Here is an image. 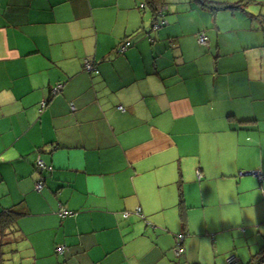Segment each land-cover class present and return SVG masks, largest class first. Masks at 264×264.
I'll use <instances>...</instances> for the list:
<instances>
[{
	"label": "crops",
	"instance_id": "crops-1",
	"mask_svg": "<svg viewBox=\"0 0 264 264\" xmlns=\"http://www.w3.org/2000/svg\"><path fill=\"white\" fill-rule=\"evenodd\" d=\"M254 1L0 0V218L19 214L0 229L5 264H247L264 247Z\"/></svg>",
	"mask_w": 264,
	"mask_h": 264
},
{
	"label": "trees",
	"instance_id": "trees-1",
	"mask_svg": "<svg viewBox=\"0 0 264 264\" xmlns=\"http://www.w3.org/2000/svg\"><path fill=\"white\" fill-rule=\"evenodd\" d=\"M145 2L147 4V8L149 7V9L151 10V12L153 14H156L158 12V10L163 7V0H145ZM194 2L199 4L201 8H203L205 10H208V11H210L213 14H215V13H217L219 11H223V10L224 11H230V12H235V11H242L243 12L247 8V6L252 5V4H256V2L254 0H241L239 2H235V3H232V4L214 3V2H212L210 0H194ZM140 10L144 11L145 9H141L140 8ZM126 44H129V42H127L125 40L121 44H119V46L117 47L116 50L119 53H122L121 49L126 47L125 46ZM128 47H129V45H128ZM128 47H126L125 49H127ZM3 215L4 216H2L0 218V229L1 230L3 228H5L6 226L11 225L12 223H14V221L19 216V214L16 211L13 214H11V211H7ZM181 235H183V234H181ZM183 237L185 239V235H183ZM176 238H175V244H176ZM184 239L182 240V243H183ZM182 243H181V247L183 249ZM55 253L57 255H62L64 253V251L62 253H60V254L57 253L56 251H55ZM2 256L3 255L0 254V264H5L4 259H3ZM238 262H239V260H238ZM225 264H226V262H225ZM247 264H264V247L261 248L255 255H253L252 258L250 259V261Z\"/></svg>",
	"mask_w": 264,
	"mask_h": 264
},
{
	"label": "built area",
	"instance_id": "built-area-1",
	"mask_svg": "<svg viewBox=\"0 0 264 264\" xmlns=\"http://www.w3.org/2000/svg\"><path fill=\"white\" fill-rule=\"evenodd\" d=\"M140 8L141 9H146L147 8V4L146 2H143L142 4H140ZM158 14L160 13V9L158 10L157 12ZM166 25V22L164 20H159L157 22H155L154 24V29H159L161 28L162 26ZM198 42L200 44H203L205 45L206 42H207V38L205 37V35L203 33L201 34H198ZM129 44H126L125 46L128 47ZM122 48L121 49V52H124L125 48ZM84 69L87 71V72H97L94 70V67L92 65V63L89 61V60H86L85 61V64H84ZM60 91V87H56L55 90L53 91V93H59ZM41 106L42 107H45L46 106V102H42L41 103ZM119 111H124V109L119 106L117 108ZM35 170H39V171H42V170H45V171H51L52 170V167L51 166H48L43 160H41V158H37L35 160ZM253 175H255L256 177L260 178L261 177V174H259L258 172H252ZM43 189V182L41 181H38L36 182L35 184V191L36 192H40L41 190ZM73 213L71 212H67V211H62L59 213V216L61 217H65V216H68V215H72ZM137 215H140V210H138L136 212ZM128 213H124L123 216L124 217H127ZM184 239L183 235H179L177 238H176V247H175V254L177 255V257L181 256L182 255V252H183V249L181 247V243H182V240ZM64 247H57L56 248V252L57 253H62L64 251ZM226 264H239L238 262V259L234 256V255H230L229 257H227L226 259Z\"/></svg>",
	"mask_w": 264,
	"mask_h": 264
},
{
	"label": "rangeland",
	"instance_id": "rangeland-1",
	"mask_svg": "<svg viewBox=\"0 0 264 264\" xmlns=\"http://www.w3.org/2000/svg\"><path fill=\"white\" fill-rule=\"evenodd\" d=\"M59 247H64L63 245L59 246ZM65 248V247H64Z\"/></svg>",
	"mask_w": 264,
	"mask_h": 264
},
{
	"label": "water",
	"instance_id": "water-1",
	"mask_svg": "<svg viewBox=\"0 0 264 264\" xmlns=\"http://www.w3.org/2000/svg\"><path fill=\"white\" fill-rule=\"evenodd\" d=\"M248 174H250V173H248Z\"/></svg>",
	"mask_w": 264,
	"mask_h": 264
}]
</instances>
